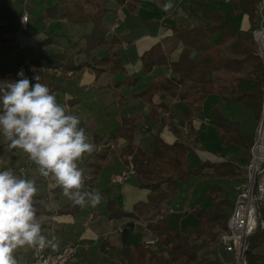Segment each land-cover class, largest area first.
I'll return each instance as SVG.
<instances>
[{
  "label": "trees",
  "instance_id": "16d2710c",
  "mask_svg": "<svg viewBox=\"0 0 264 264\" xmlns=\"http://www.w3.org/2000/svg\"><path fill=\"white\" fill-rule=\"evenodd\" d=\"M118 2L127 5L131 11L136 9L135 5L127 3L128 0ZM262 2L264 0H232V17L244 14L248 21L246 28L238 30L232 24V17H226L218 10L208 7L205 0H192L191 15L201 17L205 24L192 28L184 26L172 28L175 39L183 45V50L175 61H170L161 43L155 44L141 55L145 73L152 72L156 66L169 64L172 76L150 83L134 93L132 98L149 105V115L154 119L159 118L162 126L172 124L173 120L171 111L163 102H156L157 98L171 97L184 101L186 107L180 123L184 127L193 128L196 112H201L202 105L217 95L228 103L240 104L260 123L264 106V65L256 50L253 30L258 16V6ZM11 7L0 1L1 52L14 49L23 13L16 14ZM111 11L107 5L96 6L87 0H55L52 6L44 9L38 19H66L72 24L91 23L93 29L86 35L85 47L81 52H66L46 62L32 64L48 69H68L78 54L91 55L95 51L106 50L107 55L92 54L88 62L75 68L90 66L97 77L106 72L113 75L124 73L122 61L114 51L121 41L115 36L109 38L110 30L104 22ZM28 12L31 13V8ZM19 72V65L11 68L0 58V87L7 81L20 79ZM220 72L233 75L245 73V77L219 87L215 74ZM33 75L30 74L28 79ZM37 75L48 81L51 79L50 73ZM46 86L53 93L54 87L51 83H47ZM208 111V118L218 132L222 144L226 146L234 144L243 148L249 153L250 158L255 139L242 133L241 122L230 119L217 104L211 105ZM166 113L169 116H165ZM139 128V116L133 114L121 120V125L115 133L108 136L93 134L90 141L95 145V149L91 155L86 154L88 157L84 161L88 172H84L82 191L94 188L112 152L107 145L110 142L118 143L122 139L126 142L120 151L122 160L128 164V158H132L137 186L149 191L147 200L136 203L132 212L125 211L115 200L108 203L107 210L111 220L131 218L148 221L149 232L158 238L159 250L157 252L150 250L142 241L131 244L128 232L133 223H129L121 236L122 246L116 249L117 262L111 264H233L232 259L224 262L218 258L214 246L220 231L227 229L234 201L223 184L209 182L206 185L203 193L204 204L189 208L197 223L188 231L169 224L165 203L176 198L181 184L190 186L194 179L210 181L244 178L246 168L236 161L227 159L223 162L198 159L197 166L190 168L189 155L193 149L188 142L179 139L169 143L159 132L151 135L147 151L136 143ZM34 207L37 209L42 232L47 236L45 231L48 226L45 218L51 214V210L41 197L36 196ZM83 207L66 204L58 209V216L74 218ZM261 218L264 221V202ZM58 221L61 222V219ZM248 244L247 264H264V227L261 225L258 227ZM108 245L109 243L105 241L103 246Z\"/></svg>",
  "mask_w": 264,
  "mask_h": 264
},
{
  "label": "crops",
  "instance_id": "0c3cea01",
  "mask_svg": "<svg viewBox=\"0 0 264 264\" xmlns=\"http://www.w3.org/2000/svg\"><path fill=\"white\" fill-rule=\"evenodd\" d=\"M0 1L7 4L9 0H0ZM19 1L22 2V0ZM87 1L96 6L107 5L109 8L112 9V11L108 14L109 16H111V19H105L104 22L110 30L109 38L111 39L115 36L119 38V40L121 41V43L114 48V51L118 54V56L122 61V66L125 70L124 74H126L127 80L118 81L117 76L123 73L113 75L110 74L109 72H106L101 76L97 77L94 70L90 66L85 65L84 67L81 68H77V69L75 68L79 64H85L86 62H88L92 54L96 56L107 55L108 51L101 50V53L99 54L97 51H95L91 55H87L85 53H81L77 55L75 57V62H72L68 69H64V68L56 69L57 72L51 74V79L49 81L48 79H45L44 77L38 75L40 77V83L47 85V83L50 82L51 85L54 87L53 94H55L58 103L63 102V105L67 108L69 113L77 115L79 117L81 121L80 125L81 127L84 128V130L86 127L92 128V134L108 136L113 133H109L107 135L100 134L96 130L97 128L94 125L95 122L93 123L87 122L88 117L87 116L83 117V113L78 108L79 104L81 103V100L77 96V93H82L85 95L90 93L91 95L95 94L96 98L94 99V101L97 100L99 96H102L103 98H108L107 104H112L113 108L116 109L118 113L117 120L119 121V127L121 125V120L123 118H127L132 116L133 114H137L139 116L140 122L144 121L145 123V125H143L138 129L137 135L139 134L140 137L139 140H136L137 144L138 141H140V139L146 137H149L151 141V135L155 134L156 130L161 131V128H162V132H161L162 136L169 143H173L179 140L180 138H182L183 133L181 132L182 125L180 123V120L173 118V116L175 117L176 115V112H174L175 107L179 103H182L181 100L171 97H159L156 99L157 100L156 102L158 103L163 102L166 105V107L171 111V115H172L173 123L172 124L168 123L165 126H162L161 120L159 118L154 119L149 115L150 106L144 104L139 99L132 98V95L140 91V90L137 91L135 90L139 83V78L135 77L134 75L143 70V65L141 61V55L143 53H145L155 44L161 43L165 53L169 56L170 61H175L177 60L181 51L183 50V45L175 39L174 34L172 32V28L175 26H184V27L192 28L195 26H200L205 24V21L201 17L191 15L192 0L191 1L190 0H128L127 3L136 6V9L134 11H131L127 7V5H121L118 2V0H87ZM205 1L208 7L218 10L226 17H232L230 13L226 14L223 9L225 5H228L232 13V3H226L224 2V0H205ZM10 2H11L10 6H14L18 1L14 2L11 0ZM169 2L172 4V8L166 9L165 5ZM240 16H243L241 29L246 28L248 21H247V17L244 14H236L235 16L232 17V22L234 24V21ZM36 20L37 21L33 19V21H35L37 24L43 23L44 21H48V23L68 25L69 29H71L70 30L71 36L69 38L54 34L49 37L48 35L37 34V32H34L33 26L29 25V29L25 33V36L22 35L19 37V39L16 42V45L14 46V49L3 52L4 53L3 60L7 62L9 67L15 68L18 65L22 64L23 60L20 59L18 56L28 53L27 51L28 48H31L35 53H37L42 49L47 50L48 45L52 47H55L56 45V48L59 50L57 54L49 58H46L44 60L33 58L32 63L34 62L43 63L50 60L56 55H61L62 53H66V52L79 53L85 47V37L88 34L81 35L80 32L76 33L74 31L75 26L89 24L91 26L89 34L93 29V25L91 23L72 24L68 22V20L66 19H55V20L36 19ZM171 69H172L171 65L169 64L166 66L154 67L152 72L145 73V75H143L142 80L144 87H146L147 85H149L154 81H157L160 78L164 79L167 76L168 78H170L172 76ZM35 76L37 75H33L30 79V82L32 84L36 82L34 79ZM127 83L131 84L128 86V88L124 87ZM122 98L127 100L126 101L127 103L125 105H120L118 101V99H121V101H123L124 99L122 100ZM138 108H140V110H138ZM74 109L75 112L73 111ZM145 110L146 111L148 110L147 113H144L146 112ZM161 110L162 109H160V112ZM146 116H148V118H146ZM194 123L196 125L197 122L195 121ZM202 132L203 131H201L200 135L202 134ZM120 141L121 143L120 144L118 143L119 147L121 146L123 147L126 142L122 139ZM139 146L142 147L141 145ZM99 149L101 150L102 146H100ZM116 154H118L120 158V162H121L120 167L119 166L116 167L115 165H113ZM86 159L87 157L85 155L83 157L82 163ZM249 159L248 162L244 164L245 166L243 168H246L247 164L249 163ZM224 160L225 158H222L219 162H223ZM27 163L32 164V169H30L32 170V177L30 180H33L36 186L43 184L44 179L38 173L37 166H35V164H33L32 162H27ZM78 166L81 168V162L78 164ZM108 166L112 167V169L115 170L109 187L110 193H114L115 191L117 192V188H118L119 195L116 196L115 201L120 202L121 203L120 205L123 207L125 211L132 212L133 207L136 203L147 200V195L149 191L140 189L136 185L135 182L136 180L133 178H132V180L134 181L133 184L127 182H125L124 184H118L114 182V179L117 176L121 175L126 170L127 167V164H125V162L122 160L119 152L109 154L108 160L104 165L103 170L106 169ZM209 182H211V180ZM101 184L102 183L100 182V179L97 178L93 190L99 189L101 187ZM54 187L55 188L53 190L54 193L53 206L59 209L60 207L66 204H71L68 203V198L63 195L62 190L59 187L55 186V184ZM37 194L36 197H41L42 199H44V202L48 205L49 209L52 211V208L49 206L46 200V189L43 192H39L37 190ZM56 201L58 202L56 203ZM98 217H99L98 214L92 211L88 216V220L96 221ZM60 219L61 222L58 221ZM71 219L74 218H60V217L58 218L57 221L59 222L58 225L60 226L61 232L64 230V226L68 224V222H70ZM45 220H47V217L45 218ZM124 220L128 221L131 220V218H125ZM108 221L110 228L107 230L100 228V229H96L97 232H94L91 229L85 232L83 243L85 244V242L89 241V239L91 238L93 239L96 237L98 238L100 236L99 233H102L103 230H105V233L108 232L110 233V231H112L115 226L114 224L115 220L113 221L109 219ZM115 222H122V221L116 220ZM136 233L138 234L137 229L132 230V232L128 234V239L131 244L137 243L132 240V235ZM63 244L65 243L64 242L60 243L56 248L59 249L60 246ZM96 244L97 241L93 244H88L86 246L92 247L93 245Z\"/></svg>",
  "mask_w": 264,
  "mask_h": 264
},
{
  "label": "rangeland",
  "instance_id": "374dc122",
  "mask_svg": "<svg viewBox=\"0 0 264 264\" xmlns=\"http://www.w3.org/2000/svg\"><path fill=\"white\" fill-rule=\"evenodd\" d=\"M11 0L8 1V6H10ZM55 3V0H30V3L28 4L27 11L29 8H31V13H29V16L31 18L30 26H33L34 32H37V34H44L48 35L49 37L51 35H59V36H65L69 37L71 36V29H69L68 25H61L56 23H48V21H44L43 23L37 24L35 21L39 18L40 14L46 9L47 7L52 6ZM13 11L16 14H20L24 11V6L21 1L16 2L14 6L11 7ZM226 14L230 13V7L228 5H225L223 7ZM35 19V21H33ZM105 19H111V16H106ZM242 19L243 16L238 17L235 21L233 26L240 30L242 27ZM46 20V19H45ZM55 20V19H51ZM33 21V22H32ZM48 23V24H46ZM45 25V26H44ZM31 29V28H30ZM91 29V26L89 24L87 25H76L74 31L76 33L80 32L82 34H89ZM28 31V30H27ZM26 31V32H27ZM30 31V30H29ZM80 35V36H81ZM25 36V35H23ZM79 36V35H78ZM74 38V37H73ZM47 50H40L37 53H35L31 48H28V53L24 55H19L18 57L25 62L26 60H32L39 59L44 60L46 58H49L59 50L55 47H52L50 45L47 46ZM98 54L101 53V50L97 51ZM36 55V56H35ZM79 55V54H78ZM0 58H4V53L0 51ZM39 74V73H37ZM143 75H145L144 70L141 72H138L134 76L139 78V83L137 85V90L144 89L143 85ZM245 77V73L239 74V75H233V74H227L225 72H220L215 74V80L216 84L219 87H222L224 85H228L231 82H235L239 79H243ZM164 78V77H163ZM165 78H168L165 77ZM164 78V79H165ZM31 77H29V80ZM118 81L127 80L126 74H120L117 76ZM163 80L162 78L158 79ZM157 80V81H158ZM131 85L130 83H127L124 87H127ZM130 88V87H129ZM77 96L81 100V103L79 104L78 108L83 113V117H88V123L95 122L96 130L100 134H109L114 133L119 128V121L117 120L118 113L116 109L113 108L112 104H107L108 98H103L102 96L98 97V101L94 99L96 98V95L90 94H82L77 93ZM124 98H122L123 100ZM177 99V98H176ZM111 101V99H110ZM120 105H125L127 102L126 99L121 101V99H118ZM182 101V100H181ZM183 103V104H182ZM182 103H179L175 107L176 115L173 116L174 119L180 120L181 115L184 112V109L186 107V103L182 101ZM63 105V102L60 103ZM213 104H217L221 106L226 116H228L232 120H238L241 122V128L242 133L245 136H248L250 138L255 139L257 136V129L259 128L260 123L255 121L252 113L248 110H246L244 107H242L240 104L235 103H228L222 99L221 96L217 95L214 97L209 98L203 105H202V111L196 112L195 114V121L197 122L196 125L193 128H187L185 129L184 126H180L182 135V140L188 142L193 149V152L189 155L190 158V164L189 167L193 168L197 166L198 159L202 160H211L215 162H219L222 158L230 159L232 161L238 162L242 167H244L245 163L248 162V155L249 153L245 151L243 148H240L234 144L230 145H223L218 132L213 127V125H204L203 123L206 121V119L209 117V107ZM64 106V105H63ZM108 107V108H105ZM126 110V109H124ZM140 110V108H138ZM75 112V109L73 110ZM146 111V110H145ZM148 111V110H147ZM144 112V113H147ZM173 111V110H172ZM73 112V113H74ZM108 112V114H107ZM139 114V113H138ZM165 116H169V114H165ZM148 118V116H146ZM143 119V118H142ZM86 123V122H85ZM87 123V124H88ZM145 125L144 121L140 122V127ZM87 126V125H86ZM202 134L200 135V133ZM86 135H88L89 139L91 140L93 137L92 134V128L86 127L85 128ZM162 132L160 130H156L155 133ZM140 135H137L136 140H139ZM200 137V139H199ZM142 138V137H141ZM201 142V143H200ZM119 144L121 143L118 142ZM117 142H110L107 147L109 148L110 154L121 151V147H119V144ZM149 144H150V138H142L140 141H138V145H141L144 149L147 151L149 150ZM86 155V154H85ZM88 157V155H86ZM129 161V158H128ZM18 162V163H17ZM27 162H31L25 153H23L19 149H12L9 147V142L2 136H0V171H5L8 169H15L19 168L20 166H24L27 164ZM116 167H120L121 162L119 155L116 154V157L114 158V164ZM36 166V165H35ZM81 168L84 170V172H88V169L85 167L84 162H81ZM115 170L112 169V167H107L106 169L102 170L98 178L100 179L101 187L99 189L93 190L91 188L86 189L84 192L86 193H94L99 192L102 199L100 203L96 206H92L91 203H87L81 212L77 214L74 219H71L68 224L64 226V230L60 231V226L58 225V242L57 246L60 243H66V242H74L81 245V248L79 250L78 255L69 263V264H111L117 262L116 258V249L121 248L122 246V239L121 236H117L116 234H111V232L117 227V225H125V228L129 223H133V227L130 228L128 233L132 232V230L137 229V233L132 235V240L134 242H140L142 241L144 243L145 240H149L151 238L157 237L153 236L149 230H148V221L139 219H131L128 221H125L124 219H121L122 222H115L114 220V228L112 231H110L109 235L108 233H105V230L110 228L109 225V214H108V203L111 200H115L116 196H118V188L117 192L110 193L109 187L111 184L112 176L114 174ZM15 173V172H14ZM16 175L23 177L21 173H16ZM32 177V170H28L25 173V177L27 179H31ZM135 179L132 176L127 183H134L132 180ZM243 177L235 179L233 181L230 180H211V182H216L223 184L232 197L235 198L236 191L235 189L243 182ZM136 182V181H135ZM208 180H196L194 179L191 182V185H180V190L176 195V198L171 199L165 203V209H166V216L169 221V224L175 227H180L182 230H190L192 227H194L197 223L195 216L193 215L192 211L189 209L190 207H193L194 205H203L204 199H203V193L206 188V185L208 184ZM193 184V186H192ZM137 185V182H136ZM37 187V190L39 192H43L46 189V184H40ZM40 195V194H37ZM44 201V199H42ZM58 201H56L57 203ZM68 203L73 204L69 199ZM234 203V202H233ZM120 205L121 203L118 202ZM121 206V205H120ZM94 211L98 214V219L96 221H89L88 216L89 214ZM136 221V222H135ZM105 229L102 233H99V237L97 238H91L89 241L84 242V234L88 230H93L94 232H97L96 229ZM46 235H49L48 228L46 229ZM103 235V236H102ZM97 241L96 245H93L92 247H87L88 244H93ZM107 241L109 243L108 246H103L104 242ZM84 246V247H83ZM115 247V248H113ZM31 250L32 247H23L18 249L14 256L17 260V264H27L28 261L31 259ZM233 264L234 261H232Z\"/></svg>",
  "mask_w": 264,
  "mask_h": 264
},
{
  "label": "clouds",
  "instance_id": "9594fccd",
  "mask_svg": "<svg viewBox=\"0 0 264 264\" xmlns=\"http://www.w3.org/2000/svg\"><path fill=\"white\" fill-rule=\"evenodd\" d=\"M18 76L20 79L0 87V136L10 148L25 153L38 173L54 182L74 206L98 205L102 199L99 192L82 191L84 170L78 164L85 154H92L95 145L80 127L79 117L58 103L38 75L34 84L22 70ZM36 194L33 180L11 169L0 171V264H17L14 253L25 246H56V237L49 239L42 232L34 207Z\"/></svg>",
  "mask_w": 264,
  "mask_h": 264
},
{
  "label": "built area",
  "instance_id": "2783aa9c",
  "mask_svg": "<svg viewBox=\"0 0 264 264\" xmlns=\"http://www.w3.org/2000/svg\"><path fill=\"white\" fill-rule=\"evenodd\" d=\"M19 1V0H12ZM24 11L21 15L19 28L16 33V42L20 36L25 35L29 29L31 18L27 11L30 0H22ZM191 1V0H190ZM226 3H231L232 0H224ZM257 19L253 30V40L256 44V50L264 65V2L260 3L257 11ZM15 42V45H16ZM20 71L22 70L24 76L28 78L30 74L37 75V73H56L57 70L53 68H45L42 66H36L32 64V60H26L19 65ZM172 72V69H171ZM263 92H264V71H263ZM264 106L262 112L263 120ZM262 123V122H261ZM261 123L257 129V136L255 143L250 151L249 163L246 166V174L243 182L235 189L236 194L234 198L233 207L230 217L228 219L227 229L220 231L215 241V250L217 257L222 261L229 262L234 261L235 264H247L246 253L249 246L250 238L255 234L258 227L261 225L264 227V221L261 218V210L264 202V155H259L257 151V145L261 136ZM204 125H211L209 118L203 123ZM187 129V126H185ZM32 169V164L27 163L24 166L13 169L15 174L21 173L25 177L26 171ZM135 175L134 164L132 158L129 157V163L126 170L114 179V182L118 184H124L132 176ZM43 181L46 184V200L49 206L52 208L51 214L47 217V228L49 235L47 237L51 239L52 236L56 237L55 247L47 246L43 249L32 248L31 259L29 264H69L79 253L81 245L74 242H66L57 247L58 242V209L53 206L54 203V182H50L43 177ZM125 231V225H117V227L111 232L120 236ZM109 235V233H108ZM144 244L150 250L157 252L159 250L158 239L151 238L145 240Z\"/></svg>",
  "mask_w": 264,
  "mask_h": 264
},
{
  "label": "bare ground",
  "instance_id": "6f19581e",
  "mask_svg": "<svg viewBox=\"0 0 264 264\" xmlns=\"http://www.w3.org/2000/svg\"><path fill=\"white\" fill-rule=\"evenodd\" d=\"M257 151L259 155H264V116L261 123V136L258 141Z\"/></svg>",
  "mask_w": 264,
  "mask_h": 264
}]
</instances>
